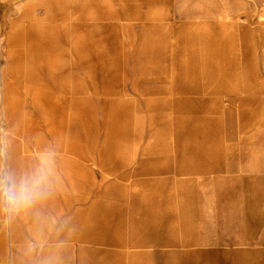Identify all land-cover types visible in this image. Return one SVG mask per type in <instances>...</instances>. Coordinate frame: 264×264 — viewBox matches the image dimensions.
I'll use <instances>...</instances> for the list:
<instances>
[{
    "label": "rangeland",
    "instance_id": "rangeland-1",
    "mask_svg": "<svg viewBox=\"0 0 264 264\" xmlns=\"http://www.w3.org/2000/svg\"><path fill=\"white\" fill-rule=\"evenodd\" d=\"M0 147L62 170L16 264H264V0H0Z\"/></svg>",
    "mask_w": 264,
    "mask_h": 264
},
{
    "label": "clouds",
    "instance_id": "clouds-1",
    "mask_svg": "<svg viewBox=\"0 0 264 264\" xmlns=\"http://www.w3.org/2000/svg\"><path fill=\"white\" fill-rule=\"evenodd\" d=\"M4 158L5 150L0 147V214L12 219L32 213L39 222L41 214L34 210L51 195L53 153H42L39 164L28 172H17L4 163ZM42 264H53V260L45 259ZM55 264H61V260L58 258Z\"/></svg>",
    "mask_w": 264,
    "mask_h": 264
},
{
    "label": "crops",
    "instance_id": "crops-1",
    "mask_svg": "<svg viewBox=\"0 0 264 264\" xmlns=\"http://www.w3.org/2000/svg\"><path fill=\"white\" fill-rule=\"evenodd\" d=\"M59 141L64 140V132L63 128L61 131L59 130ZM26 152V150H25ZM12 155V161L9 164L10 167L15 169L17 172H25L26 166L25 162L23 163L22 157L25 155V153H13ZM56 156L58 160L60 159V163L62 165L63 159H62V151L58 150L56 152ZM25 167V168H24ZM52 178L53 183L52 185L53 190L51 191V195L48 197L47 200L43 201L41 204L37 206V209L34 211H39L41 214V219L38 222L36 219H34L32 213H25L31 217V222L29 224V229L32 234L38 238V244L43 246V242L46 240V237L50 234L51 230L55 227L56 222L60 219V214L62 212V208L60 205L59 195L63 193V182H62V176L61 172L62 170L57 169L55 166V161L52 162ZM9 234H10V241H11V253H10V264H16V256L18 255V250L20 248V239L18 235V216L13 217L12 219H9ZM57 234H55L54 238ZM70 239L73 240V237ZM55 239H52L49 241L50 248L43 254V258L41 259L40 263L42 264V261L45 259H51L53 260V264H55V261L59 258L61 260V264H74V256L73 251L69 250L68 257H64L62 255L61 250L58 249L59 244L54 243Z\"/></svg>",
    "mask_w": 264,
    "mask_h": 264
}]
</instances>
